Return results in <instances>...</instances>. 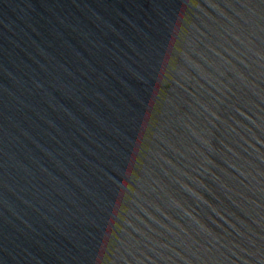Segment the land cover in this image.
<instances>
[{"label": "water", "instance_id": "95a60500", "mask_svg": "<svg viewBox=\"0 0 264 264\" xmlns=\"http://www.w3.org/2000/svg\"><path fill=\"white\" fill-rule=\"evenodd\" d=\"M0 264H264V0H0Z\"/></svg>", "mask_w": 264, "mask_h": 264}]
</instances>
